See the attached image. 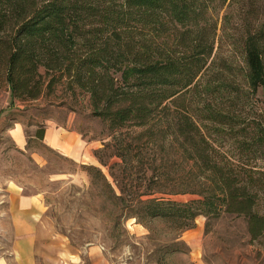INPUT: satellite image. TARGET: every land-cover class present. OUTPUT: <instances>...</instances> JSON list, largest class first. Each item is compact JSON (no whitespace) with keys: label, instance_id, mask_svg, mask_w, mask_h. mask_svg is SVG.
<instances>
[{"label":"trees","instance_id":"obj_1","mask_svg":"<svg viewBox=\"0 0 264 264\" xmlns=\"http://www.w3.org/2000/svg\"><path fill=\"white\" fill-rule=\"evenodd\" d=\"M0 60L15 99L83 91L112 131L186 159L199 185L168 194L201 198L138 199L137 218L235 215L264 249V0H0Z\"/></svg>","mask_w":264,"mask_h":264},{"label":"rangeland","instance_id":"obj_2","mask_svg":"<svg viewBox=\"0 0 264 264\" xmlns=\"http://www.w3.org/2000/svg\"><path fill=\"white\" fill-rule=\"evenodd\" d=\"M218 13L222 18L225 11ZM76 93L60 85L38 100H17L0 60V192L10 182L41 195V238L55 242L60 260L89 264L90 249L97 247L111 264H264V249L250 242L243 217L200 213L185 230L178 220L137 218L138 199H200L199 194H168L189 183L198 186L199 178L190 177L186 159L168 150L169 144L164 150L147 145L142 127L112 131L89 94ZM263 100L261 89L253 96L257 112ZM49 120L95 140L96 160L76 162L48 147L35 134ZM16 126L28 137L25 150L13 141ZM127 141L133 151L125 160L117 151Z\"/></svg>","mask_w":264,"mask_h":264},{"label":"crops","instance_id":"obj_3","mask_svg":"<svg viewBox=\"0 0 264 264\" xmlns=\"http://www.w3.org/2000/svg\"><path fill=\"white\" fill-rule=\"evenodd\" d=\"M12 138L19 149H26L28 137L16 126ZM45 144L76 162L96 160L97 142L78 129L46 121ZM0 192V264H70L58 257L55 242L42 236L44 205L40 194L14 184ZM89 264H111L97 247H92ZM73 264V263H72Z\"/></svg>","mask_w":264,"mask_h":264}]
</instances>
